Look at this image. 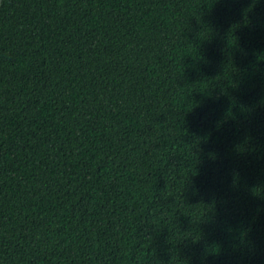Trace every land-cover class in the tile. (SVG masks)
<instances>
[{
	"label": "trees",
	"instance_id": "trees-1",
	"mask_svg": "<svg viewBox=\"0 0 264 264\" xmlns=\"http://www.w3.org/2000/svg\"><path fill=\"white\" fill-rule=\"evenodd\" d=\"M0 264H264V0H0Z\"/></svg>",
	"mask_w": 264,
	"mask_h": 264
}]
</instances>
